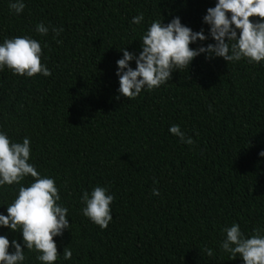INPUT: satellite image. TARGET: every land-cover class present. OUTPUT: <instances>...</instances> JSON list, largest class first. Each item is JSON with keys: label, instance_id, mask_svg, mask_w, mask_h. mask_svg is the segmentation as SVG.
<instances>
[{"label": "trees", "instance_id": "obj_1", "mask_svg": "<svg viewBox=\"0 0 264 264\" xmlns=\"http://www.w3.org/2000/svg\"><path fill=\"white\" fill-rule=\"evenodd\" d=\"M12 2L0 0V43L37 39L52 74L0 70V131L12 142L30 138L29 163L55 180L57 203L68 209L55 264H244L220 245L234 223L246 238L257 228L264 235V61L202 53L134 100L119 95L116 75L121 50L139 55L155 20L178 16L194 32L203 28L209 38L193 49L215 43L203 17L217 0H23L20 14ZM39 23L47 35L36 32ZM52 27L63 31L55 36ZM172 125L194 144L181 143ZM96 186L114 196L105 229L82 213L83 193ZM18 188L0 187V214ZM0 235L23 246L21 233L0 227ZM37 255L25 249L23 264H41Z\"/></svg>", "mask_w": 264, "mask_h": 264}, {"label": "clouds", "instance_id": "obj_2", "mask_svg": "<svg viewBox=\"0 0 264 264\" xmlns=\"http://www.w3.org/2000/svg\"><path fill=\"white\" fill-rule=\"evenodd\" d=\"M9 7L20 14L26 5L23 0H15ZM143 19L144 14L140 13L133 17L132 23L139 25ZM203 23L210 26L209 35L215 43L193 49V43L209 38L203 28L194 32L182 24L178 16L168 23L163 19L153 21L142 36L139 55L126 48L121 50L123 57L116 62L119 95L134 100L145 89L159 88L172 79L174 71L188 70L192 61L202 53L206 54V59L221 57L226 62L247 59L249 63L259 64L264 61V0H217L214 7L207 9ZM62 31V27H52L55 36ZM36 32L45 36L49 28L39 23ZM42 55V45L37 39L27 35L5 38L0 43V70L7 68L13 75L26 77L51 76V71L42 62ZM133 60L135 69L129 64ZM169 132L179 137L181 143L194 144L179 125H172ZM259 155L264 157V151ZM30 159V138L25 137L22 143L12 142L5 132L0 131V187L19 185L18 195L7 205V215L0 214V227L21 233L23 239L22 246L15 239L10 241L6 235H0V264H23L25 249L38 253L36 259L41 264H55L60 252L54 238L70 228L68 209L57 203L61 196L55 180L41 176L29 163ZM28 176L34 182L23 186L21 182ZM152 194L160 193L154 188ZM81 201L86 205L82 209L83 215L101 229L107 228L112 220L114 201L108 189L96 186L90 194L85 191ZM223 231L226 238L220 247L230 254L231 259L241 257L244 264H264L261 229H254L250 238L244 236L239 224L234 223ZM10 247L14 249L11 252ZM205 251L209 256L213 255L211 249ZM63 256L65 260L71 259L72 251L65 247Z\"/></svg>", "mask_w": 264, "mask_h": 264}]
</instances>
